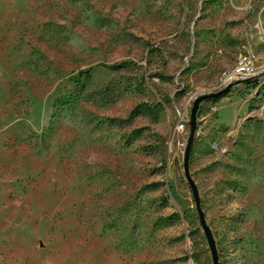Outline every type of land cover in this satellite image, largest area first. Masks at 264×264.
<instances>
[{"label":"rangeland","instance_id":"obj_1","mask_svg":"<svg viewBox=\"0 0 264 264\" xmlns=\"http://www.w3.org/2000/svg\"><path fill=\"white\" fill-rule=\"evenodd\" d=\"M230 85L189 168L264 264V0H0V264H213L184 151Z\"/></svg>","mask_w":264,"mask_h":264},{"label":"water","instance_id":"obj_2","mask_svg":"<svg viewBox=\"0 0 264 264\" xmlns=\"http://www.w3.org/2000/svg\"><path fill=\"white\" fill-rule=\"evenodd\" d=\"M231 85L229 87H227L226 90H223L221 92L218 93H211L210 95H202L196 98L194 104H193V109L190 115V122H189V127H190V133H189V140L188 143L186 145L185 148V157H184V169H185V176L187 179L188 184H190L191 189H192V193H193V199L195 200L196 203V210H197V214L200 217V225L202 230L204 231L208 246L210 248V252H211V257H212V262L213 264H220L219 262V255H218V249L215 243V239L212 233V230H210L208 224H207V220H206V215H204V212L202 210L201 207V199L199 196V190L197 188V185L194 183L192 177H191V173H190V168H189V162H190V157H191V149L192 146L194 144L195 141V134L197 131V114L200 108V103L204 102V101H208L211 100L212 98H219L223 95H225L230 89Z\"/></svg>","mask_w":264,"mask_h":264},{"label":"built area","instance_id":"obj_3","mask_svg":"<svg viewBox=\"0 0 264 264\" xmlns=\"http://www.w3.org/2000/svg\"><path fill=\"white\" fill-rule=\"evenodd\" d=\"M251 70H252V66L250 65V63L248 61V57H247V60H245V62L242 65V70L238 71L237 74L239 76L248 75L251 73ZM183 127H184V125H182V128Z\"/></svg>","mask_w":264,"mask_h":264},{"label":"trees","instance_id":"obj_4","mask_svg":"<svg viewBox=\"0 0 264 264\" xmlns=\"http://www.w3.org/2000/svg\"><path fill=\"white\" fill-rule=\"evenodd\" d=\"M102 65L103 66H107L105 63H102ZM118 66H116V67H110V68H112L113 70H116V68H117ZM93 71V68H89V69H87V70H85V71H81L80 72V74H85V73H91Z\"/></svg>","mask_w":264,"mask_h":264},{"label":"bare ground","instance_id":"obj_5","mask_svg":"<svg viewBox=\"0 0 264 264\" xmlns=\"http://www.w3.org/2000/svg\"><path fill=\"white\" fill-rule=\"evenodd\" d=\"M241 63H243V62H241ZM250 63V62H249ZM243 65V64H242ZM251 65V64H250ZM240 70H242V67L240 68V69H238V71H240Z\"/></svg>","mask_w":264,"mask_h":264}]
</instances>
